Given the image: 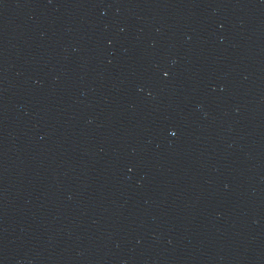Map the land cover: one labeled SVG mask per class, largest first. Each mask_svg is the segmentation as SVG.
<instances>
[{"label":"water","instance_id":"95a60500","mask_svg":"<svg viewBox=\"0 0 264 264\" xmlns=\"http://www.w3.org/2000/svg\"><path fill=\"white\" fill-rule=\"evenodd\" d=\"M0 264H264V0H0Z\"/></svg>","mask_w":264,"mask_h":264}]
</instances>
